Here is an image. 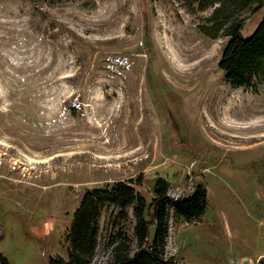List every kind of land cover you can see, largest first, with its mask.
Segmentation results:
<instances>
[{
	"label": "rangeland",
	"instance_id": "rangeland-1",
	"mask_svg": "<svg viewBox=\"0 0 264 264\" xmlns=\"http://www.w3.org/2000/svg\"><path fill=\"white\" fill-rule=\"evenodd\" d=\"M261 4L244 16L246 37L264 17ZM211 13L177 0H0V254L8 264L66 260L85 190L141 180L136 189L151 202L158 178L174 199L194 183L208 191L196 222L176 221L170 209L168 258L264 261V83H227L218 67L227 38L198 29ZM116 214L103 208L91 264L107 260ZM130 214L117 222L128 235Z\"/></svg>",
	"mask_w": 264,
	"mask_h": 264
},
{
	"label": "trees",
	"instance_id": "trees-1",
	"mask_svg": "<svg viewBox=\"0 0 264 264\" xmlns=\"http://www.w3.org/2000/svg\"><path fill=\"white\" fill-rule=\"evenodd\" d=\"M177 1L191 13L212 10L198 29L211 39L227 38L218 67L228 84L254 89L264 83V17L252 35H243L244 16L260 11L263 7L261 0ZM141 183V180H125L85 190L66 233L67 259L57 256L48 264H91L98 247L99 220L105 207L117 211L112 223V228L117 230L108 236L109 255L104 264H176L166 252L170 209L176 221L196 222L207 211L208 191L203 184L194 183L190 195L174 199L170 195V183L158 178L154 186L155 197L148 202L136 189ZM128 210L133 220L131 235L117 224L129 218ZM0 264H8L1 254ZM258 264H264V261Z\"/></svg>",
	"mask_w": 264,
	"mask_h": 264
},
{
	"label": "bare ground",
	"instance_id": "bare-ground-1",
	"mask_svg": "<svg viewBox=\"0 0 264 264\" xmlns=\"http://www.w3.org/2000/svg\"><path fill=\"white\" fill-rule=\"evenodd\" d=\"M171 60H172V61H176V59H175L174 57H171ZM179 67H180V66H179ZM181 70H182V69H181Z\"/></svg>",
	"mask_w": 264,
	"mask_h": 264
}]
</instances>
